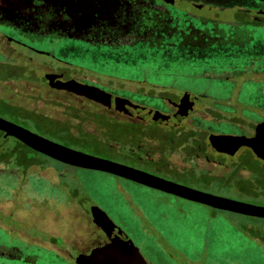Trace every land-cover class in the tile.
Segmentation results:
<instances>
[{
  "label": "flooded vegetation",
  "instance_id": "flooded-vegetation-1",
  "mask_svg": "<svg viewBox=\"0 0 264 264\" xmlns=\"http://www.w3.org/2000/svg\"><path fill=\"white\" fill-rule=\"evenodd\" d=\"M214 7L241 8L254 14L249 21L264 23V0H0V117L26 129L27 121L34 119L52 127L58 137L70 136L69 142L90 144L94 149L83 153L206 193L210 192L191 184L219 186L223 179L225 185L233 180L241 195L234 200L264 206V158L255 150L264 152V106L212 108L200 104L206 95L108 70L115 64L143 63L142 56L153 51L187 53L188 47L207 45V38L213 39L215 33H236L247 26L248 22L239 19L220 26L194 13ZM60 42L76 45L79 59L53 54L51 48ZM144 85L148 96L140 90ZM163 88L170 92L161 94ZM8 136L0 129L1 138ZM248 139L255 148L238 145ZM14 151L0 150V173L52 175L51 167ZM12 159L16 165L7 168L4 163ZM100 172L117 183L160 193L158 201L164 197L187 200ZM2 207L3 213L12 212ZM88 207V226L70 235L51 234L48 243L55 255L73 258L74 264L80 254L89 256L113 243L92 217L91 208L101 209L99 205L88 199ZM56 238L61 248L55 247ZM153 252L158 263L169 264L165 256Z\"/></svg>",
  "mask_w": 264,
  "mask_h": 264
},
{
  "label": "rangeland",
  "instance_id": "rangeland-1",
  "mask_svg": "<svg viewBox=\"0 0 264 264\" xmlns=\"http://www.w3.org/2000/svg\"><path fill=\"white\" fill-rule=\"evenodd\" d=\"M187 9L192 10L189 5ZM242 10L214 7L194 12L218 21L220 26L229 20L248 22L240 32L220 31L213 39L207 38V45L188 47L187 53L179 49L166 54L153 51L142 56L146 59L143 63L115 64L108 70L206 95L200 104L212 108L226 104L264 106V23L249 21L254 14ZM77 48L73 43L60 42L50 51L71 60L79 59ZM165 89L160 93L170 92ZM140 90L147 94L145 85ZM25 125L54 142L94 152L90 144H73L34 119ZM1 149L28 153L32 161L51 167L54 174L46 178L30 172L15 176L0 173V206L12 211L6 214L0 210V264H74L73 258L55 255L48 243L51 234L70 235L90 224L88 199L120 224L149 264H160L153 249L169 264H264V220L172 197L158 201L160 193L124 181L117 183L107 173L63 165L30 152L10 136L0 137ZM16 163L12 159L4 164L8 168ZM224 180L219 186L191 185L216 195L241 198L235 182L225 185ZM56 239L55 247L61 248Z\"/></svg>",
  "mask_w": 264,
  "mask_h": 264
},
{
  "label": "water",
  "instance_id": "water-1",
  "mask_svg": "<svg viewBox=\"0 0 264 264\" xmlns=\"http://www.w3.org/2000/svg\"><path fill=\"white\" fill-rule=\"evenodd\" d=\"M55 79L57 80L58 78ZM0 129L5 132V135L13 136L31 149L66 164L112 173L216 209L246 216L264 218V206L206 193L153 176L111 160L83 153L51 141L1 117ZM253 143L254 141L248 139L239 142L238 145L248 144L254 147ZM255 150L259 156L264 158V152L260 153L256 148ZM91 214L98 225L111 235L113 243L109 247L95 250L89 256L80 254L76 258L77 264H148L131 239L109 219L104 211L98 207H92Z\"/></svg>",
  "mask_w": 264,
  "mask_h": 264
},
{
  "label": "trees",
  "instance_id": "trees-1",
  "mask_svg": "<svg viewBox=\"0 0 264 264\" xmlns=\"http://www.w3.org/2000/svg\"><path fill=\"white\" fill-rule=\"evenodd\" d=\"M68 138H72V137H70V136H68ZM26 147V146H25ZM30 152H36V151H34V150H32V149H30V148H28V147H26ZM15 153H16V151H14ZM18 153H20V151H18ZM25 155H28V153H24Z\"/></svg>",
  "mask_w": 264,
  "mask_h": 264
}]
</instances>
